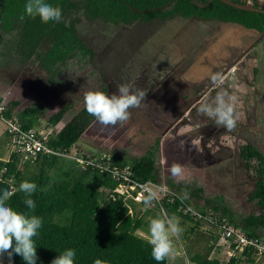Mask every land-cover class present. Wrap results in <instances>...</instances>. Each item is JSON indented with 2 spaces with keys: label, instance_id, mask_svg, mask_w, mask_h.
I'll list each match as a JSON object with an SVG mask.
<instances>
[{
  "label": "rangeland",
  "instance_id": "rangeland-1",
  "mask_svg": "<svg viewBox=\"0 0 264 264\" xmlns=\"http://www.w3.org/2000/svg\"><path fill=\"white\" fill-rule=\"evenodd\" d=\"M247 2L256 3L258 7L264 5V0ZM156 25L159 26L152 27V32L148 31L150 27L146 28L149 35L144 36V39H137L131 35L134 26H116L108 21L101 24L90 20L82 21L77 30L95 51V61L81 65L80 68L69 64L53 79L49 77L52 74L40 65H30L29 61L25 64L13 61L5 46L10 34L4 35L0 42V106L12 99L18 100L20 104L14 108L15 114H18L30 104H44L47 111L38 120L36 127L49 129V117L65 103L73 101L72 111L54 127L60 129L68 121L70 114L85 105L84 94L89 90H98L97 82H101L99 70L105 73L106 82L110 86L109 95L118 92V84L134 82L148 91L142 105L129 110L130 119L122 125L107 128L95 119L71 148V152L60 156L58 169H69L75 173L88 168V164H91L84 160V156L100 166L107 163L111 155L131 162L134 157L144 154L147 147L159 137L162 143L160 163L165 162L163 152L169 151L177 156L171 161L183 165L182 178L174 177L175 180L193 187L202 186L204 197L222 194L226 204L237 215L262 211L256 202L248 201L255 179L243 165L240 146L251 142L264 151V109L262 103L254 106L240 97L248 92L246 85L240 84V81L244 79L243 72L244 76L253 79L254 66H258L261 73L255 86L253 83L251 85L257 89L260 94L257 100L261 101L260 91H264V40L254 44L252 50L249 48L250 53L235 66L231 65L229 70L227 68L226 72H229L231 79L226 77L224 82H220L221 76L218 78V75L221 72L215 69L216 64L219 62L227 65L231 62L230 55L236 56L246 50L248 45L255 42L256 33L238 24L201 21L198 18L182 20L181 17H168L163 23L161 19V22L153 24ZM245 62H248L246 68L242 66ZM237 78H240L239 82L236 81ZM221 89L236 97L238 120L235 129L238 131L211 125L215 122L214 118L199 112L198 104L204 100L203 96H209L211 100ZM230 89L238 94L230 92ZM191 102L196 105L195 110L185 107ZM171 111L178 114L182 111L181 115H184H180L179 122L183 125L177 134L170 127L166 128L167 125L164 127L163 121H159V117L165 119L166 113L170 114ZM156 121L158 127L161 126L160 131L155 128V124L152 125ZM195 124L210 126L201 139L200 135L191 134V128ZM5 126L0 118V149L5 148V145L6 148L9 146V140L4 134ZM178 134H184L185 137L177 139ZM200 140L207 144L209 154L202 153ZM178 149L181 151L178 152ZM10 152H4L2 159L8 158ZM58 169H51V174L56 179H60L62 174ZM31 171H34V166ZM162 178L165 179L166 176L163 175ZM119 190L125 192L126 198L137 202L136 210L147 222V226L138 233L150 238V220L163 215L162 211L154 204L146 208L138 202L144 198V194H136L133 187L122 184ZM192 204L200 207L204 204V199L193 198ZM180 226L183 231L175 239L174 253L169 256V264H198L194 260L196 252L210 257L218 256L214 234L204 231L201 226L192 231L195 224L189 221L180 222ZM262 234L264 235V229ZM0 259L3 264H13L12 256L9 257L7 253Z\"/></svg>",
  "mask_w": 264,
  "mask_h": 264
},
{
  "label": "trees",
  "instance_id": "trees-1",
  "mask_svg": "<svg viewBox=\"0 0 264 264\" xmlns=\"http://www.w3.org/2000/svg\"><path fill=\"white\" fill-rule=\"evenodd\" d=\"M197 1L202 5L197 4L195 0H46L53 6L61 7L62 20L44 23L39 16L32 18L26 14L27 0H0V42L4 35L10 34L5 46L13 61L23 64L29 61L30 65H40L52 74L49 77L53 79L69 64L80 68L81 65L95 61V51L77 30L79 24L87 20L100 24L108 21L116 26H134L131 35L137 39L140 37L144 39V36L149 35L146 28L150 27L148 31L152 32V27L159 26L153 24L161 22V19L163 23L168 17H181L182 20L198 18L201 21L215 20L238 24L256 33L257 37L263 35L257 43L264 40V13L236 8L223 0ZM234 1L245 3L248 0ZM252 5L258 6L256 3ZM242 66L248 67V62ZM254 67L253 79L242 73V78L246 77L253 84L261 73L258 66ZM99 76L101 82H97L98 90L109 93L110 86L106 82L105 73L99 70ZM232 91L230 89V92ZM262 94L261 103L264 109V93ZM202 99L204 100L198 105L206 99L210 101V97L206 95ZM19 104L18 100L12 99L1 105L2 113L7 118L19 117L24 128L34 127L47 111L44 104H30L15 114L14 108ZM72 109L73 101L65 103L49 117L50 125L57 126ZM95 119L86 111L85 105L73 115L70 114L65 125L52 133L49 140V144L58 153L49 155L40 152L35 159H24L20 153L11 150L10 134L5 128L11 152L8 158H0V192L4 189L13 192L11 202L14 207L29 215L34 214L43 218V225L38 230V235L34 237L37 245L36 264H51L54 258L68 248L76 249V264H95L96 260H100L101 264H169V257L164 261H156L151 255L152 246L148 243L149 238L138 233L147 226V222L138 214L137 202L116 191L122 182L128 181L121 174L114 176V170L124 168H128L132 181L139 183L149 181L153 186L166 187L168 190L161 191L159 199L152 204L160 209L163 215L169 217L174 215L182 223L195 222L192 231L201 226V219H194L184 213L182 208L192 205L193 198H203L204 204L197 207L203 214L209 213L210 209L222 213L229 217L232 223L244 229L250 237H259L264 242L262 234L264 151L251 142L240 146L243 165L255 179L248 201L256 202L262 211L237 215L226 204L222 194L204 197L202 186L193 187L191 184L175 180L169 168L173 163L172 159H176L177 156L164 151L166 160L164 164L160 163L161 138L148 146L144 154L134 157L131 162L111 155V159L103 166L88 164V168L75 173L69 169L65 171L58 169L61 156L59 153L71 152V148ZM211 125L216 124L213 122ZM200 126L195 124L191 128L193 129L191 134L195 136V129L196 135H200L201 139L204 131L210 126L205 125L203 129ZM198 129L201 130L198 132ZM84 157V160H90L89 157ZM32 166L34 171H31ZM53 168L61 171L60 179L54 178L51 174ZM163 175L168 177V180L162 178ZM25 180L34 181L38 185L32 196L36 204L34 211L25 205L24 194L17 191L19 184ZM185 194L187 198L181 200L180 197ZM140 203L144 204L143 201ZM209 231L215 235L212 229ZM256 254V250L246 249L243 253L246 258L233 256L228 264H258ZM194 260L198 264H222L220 256L210 257L200 252L194 254ZM12 263L26 264L22 256L15 253L12 255ZM261 263L262 261L259 262Z\"/></svg>",
  "mask_w": 264,
  "mask_h": 264
},
{
  "label": "clouds",
  "instance_id": "clouds-1",
  "mask_svg": "<svg viewBox=\"0 0 264 264\" xmlns=\"http://www.w3.org/2000/svg\"><path fill=\"white\" fill-rule=\"evenodd\" d=\"M25 12L32 18L39 16L44 23L62 20L61 7L58 5L53 6L52 4L47 3L46 0H27V3L25 4ZM23 18L24 17L22 16L21 19ZM213 79H215V77H213ZM117 88L118 92H114L111 95L102 90H89L84 94L86 111L94 116L106 128L108 126H116L117 124L122 125L130 119L131 112L129 110L131 108L140 107L145 101L148 91L145 88L137 86L134 82L120 83L117 85ZM0 110L2 113L3 106H0ZM199 112L203 115L214 118L216 126L226 128L228 131L234 130L237 125L238 114L236 113V97L229 95L226 90L221 89L216 93V96L213 99L210 101L206 99L202 102L199 107ZM0 118L5 122L2 117ZM34 127H36V125ZM54 127L57 126L47 127L49 129L45 130L52 131L53 133L59 130ZM5 128H7V125ZM158 138L159 137H157V139ZM59 154L62 155L61 153ZM163 154L166 160V155L164 152ZM183 171V165L178 162H173L170 165V173L173 177L182 178ZM122 184L128 185L127 182H122L116 191L120 192L119 188ZM37 189V183L28 180L22 181L17 189V191L24 194V203L29 210L34 211L36 207L32 196ZM138 191L139 190L137 189L135 193L137 194ZM145 191L147 192V195L144 194V198L138 202L143 201L147 208L152 206L153 201L159 199V193L161 191H167V189L161 188L160 186H148L145 187ZM123 193L125 194V192ZM13 195L14 193L8 189H4L0 192V258H2L5 253H7L9 257L15 253L21 255L26 264H36L37 245L34 237L38 235V230L43 225V218L34 214L29 215L14 207L11 202ZM180 198L181 200L186 199L187 194ZM190 206L193 209L200 211L193 204ZM208 212L222 214L211 209ZM193 218L198 220V218ZM192 223L196 225L195 222ZM200 224L204 231L210 232L209 229L214 231V237L217 239L216 248L218 250V256L222 259V239L218 228L207 226L201 220ZM182 231L183 229L180 226L179 218L174 215L169 217L165 214L152 218L149 223L150 238L148 240V243L152 246V257L159 262L164 261L167 257L171 256L174 253V240L179 237ZM76 255V249L68 248L54 258L51 261V264H76ZM221 263L224 264L222 260ZM0 264H3L2 259H0ZM95 264H101L100 260H96Z\"/></svg>",
  "mask_w": 264,
  "mask_h": 264
},
{
  "label": "built area",
  "instance_id": "built-area-1",
  "mask_svg": "<svg viewBox=\"0 0 264 264\" xmlns=\"http://www.w3.org/2000/svg\"><path fill=\"white\" fill-rule=\"evenodd\" d=\"M0 117L5 120L7 130L10 134L11 150L20 153L23 158L35 159L40 152L49 155L58 153L56 149L49 144L51 134L53 133L52 131L39 129L37 127L24 128L19 117L12 116L5 118L1 113V110ZM88 163L100 166L93 160H88ZM118 174H121L123 178L128 181V186L133 187V189L136 190L138 189V192H141L142 194L147 193L145 187L153 186L149 181L145 183L132 181L129 176L130 172L128 168L121 170L115 169L114 176H118ZM159 196H161V193H159ZM182 209L185 213L201 219V221L207 226L218 228L222 239L221 260L224 264H228L233 256H242L243 258H246L243 256L246 249L256 250V260L258 261V264L260 261H262L261 264H264V242L261 238L250 237L244 229L232 223L228 217L222 214H215L213 212L203 214L200 211L193 209L191 206Z\"/></svg>",
  "mask_w": 264,
  "mask_h": 264
},
{
  "label": "flooded vegetation",
  "instance_id": "flooded-vegetation-1",
  "mask_svg": "<svg viewBox=\"0 0 264 264\" xmlns=\"http://www.w3.org/2000/svg\"><path fill=\"white\" fill-rule=\"evenodd\" d=\"M263 35H260V36H258L257 38H256V40H255V42L254 43H252L250 46L248 45L247 47L248 48H246V50H244V51H241L240 53H238L236 56L235 55H230V57L232 58L231 59V62H229L227 65H223V63H222V65H221V63H217L216 64V67H215V69L216 70H219V72H221L219 75H218V78L221 76V78H220V82H224V79L227 77V79H231V77L228 75L229 74V72H226V70H227V68H228V70H229V67L231 66V65H236L239 61H241L242 59H244L249 53H250V51H248V49L249 50H252L253 48H254V44H256L257 43V41L262 37ZM224 74V75H223ZM224 76V77H223ZM223 77V78H222ZM238 79H240V78H237L236 79V81H238ZM219 82V83H220ZM239 82V81H238ZM237 82V83H238ZM240 84H243V85H246V88L248 89V92H247V94H245V95H240V97L245 101V102H249L250 104H252V105H256V104H258V103H261V101H258L257 100V97H258V95H260V94H258V91H257V89L256 88H254V87H252V85H251V82L246 78V77H244V79L242 80V81H240ZM254 85V84H253ZM256 85H257V83H256ZM255 86V85H254ZM253 88H254V90H253ZM232 93H235V94H238L236 91H232ZM260 93H264V91L263 90H261L260 91ZM206 94V93H205ZM262 96H263V94H262ZM185 107H189L191 110H195L194 108H195V105H193V102H191V103H187L186 105H185ZM188 108V109H189ZM181 113H183L182 111L181 112H179V114L178 113H176V111H171L170 112V114L168 113V114H166V118L165 119H162V118H160L159 117V121L161 122V121H163L164 122V127H166V125H167V127L166 128H168V127H170V129H171V131L172 132H176L175 130H177L178 131V129L183 125V124H181L180 122H179V119H180V115H181ZM181 117H184V115H181ZM188 120H185V122H187ZM184 122V123H185ZM166 123H168V124H166ZM180 123V124H179ZM155 124V128L157 129V130H159L160 131V128L159 127H161V126H159L158 127V125H157V121L156 122H154V123H152V125H154ZM201 127V129H203L204 127L201 125L200 126ZM203 127V128H202ZM200 129V130H201ZM151 130V129H150ZM199 129H198V132L200 131ZM194 135H196L197 134V131L194 129ZM153 132H155V131H153ZM169 132H170V130H169ZM182 135L183 134H178V136H177V139H179L180 137H182ZM200 142H201V146L203 147V149H202V153H205V155H207V154H209V152L207 151V144H205L204 143V140H200ZM181 150H179L178 149V152H180ZM202 156H203V154H202ZM206 158H207V156H206Z\"/></svg>",
  "mask_w": 264,
  "mask_h": 264
},
{
  "label": "water",
  "instance_id": "water-1",
  "mask_svg": "<svg viewBox=\"0 0 264 264\" xmlns=\"http://www.w3.org/2000/svg\"><path fill=\"white\" fill-rule=\"evenodd\" d=\"M212 0H209V2H211ZM224 2L236 7V8H240L243 10H248V11H255V12H261L264 13V8L263 7H258V6H254L249 2H237L234 0H223ZM195 2L199 5H202V3H200L199 1L195 0Z\"/></svg>",
  "mask_w": 264,
  "mask_h": 264
},
{
  "label": "crops",
  "instance_id": "crops-1",
  "mask_svg": "<svg viewBox=\"0 0 264 264\" xmlns=\"http://www.w3.org/2000/svg\"><path fill=\"white\" fill-rule=\"evenodd\" d=\"M4 132H5V130H4ZM4 134H5V133H4ZM6 138H7V136H6ZM0 150H1V152H2V153L0 154V157H2V155H3L4 152H6V151L10 152V151H9V146H7V148H6V145H5V148H1ZM211 236H212V235H211ZM215 239H216V238H215Z\"/></svg>",
  "mask_w": 264,
  "mask_h": 264
}]
</instances>
